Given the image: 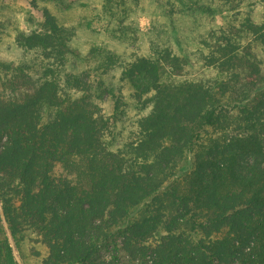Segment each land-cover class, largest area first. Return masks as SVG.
Returning <instances> with one entry per match:
<instances>
[{"label":"trees","instance_id":"trees-1","mask_svg":"<svg viewBox=\"0 0 264 264\" xmlns=\"http://www.w3.org/2000/svg\"><path fill=\"white\" fill-rule=\"evenodd\" d=\"M154 1L166 25L109 83L117 51L92 41L80 75L75 26L45 8L23 28L0 0V52L23 56L0 60V199L24 264H264V0ZM141 5L93 17L138 46ZM219 15L195 42L174 24ZM121 90L139 112L123 139L92 98L117 112ZM119 238L126 262L100 258ZM0 264H17L1 216Z\"/></svg>","mask_w":264,"mask_h":264},{"label":"rangeland","instance_id":"rangeland-1","mask_svg":"<svg viewBox=\"0 0 264 264\" xmlns=\"http://www.w3.org/2000/svg\"><path fill=\"white\" fill-rule=\"evenodd\" d=\"M3 1V5L7 7L5 13L10 15L12 19H16L17 23L23 28L26 27L27 18L29 16H32L37 21H41L42 10L45 8L50 9L54 14L59 16L64 24L75 26L77 35L72 42V47L80 57L71 55L68 64L80 75L84 73L87 60L90 59L88 47L92 41H95L97 45L105 43L104 45L117 51L120 56V63L116 68L109 72L107 76V82L109 83H116L118 81L121 69L125 63L130 61L136 55V52L140 51L141 47L153 38L155 29L158 26H164L167 23L161 14L156 13V6L158 5L154 0H142L141 12L140 10L137 12H131L123 21V25L133 24L138 30L140 41L137 44L138 46H134L124 43L122 44L109 36L111 29L117 26V22L113 20L112 22H109L111 19L104 18L101 20L93 17L94 13L101 8V0H62V4L59 6L56 5V1L54 0ZM69 4H71L70 7L68 6ZM255 9L258 16L264 10V8L259 5L255 6ZM233 13V11L230 13L224 12V15H232ZM80 23L82 26H80ZM108 24L110 25L109 27L107 26ZM174 24L177 26L180 36L184 37L185 41L195 42L194 40L199 33H202L209 28H216L222 25L223 18L221 15L215 18L207 16L198 21H194L191 18L177 16L174 20ZM255 51L258 53L260 59L263 60V64L261 65V76L264 79V53L259 48L255 49ZM22 59L23 56L18 51L3 50L0 52V60L11 61L14 64H18ZM198 70V68H195L192 71L199 73ZM263 85L264 81L263 83L261 82V86ZM121 94L127 105H121V110L117 112L115 111V101L111 95H105L103 100H99V98H95L94 96L92 98L93 102L99 107V113L101 115L109 119H113V115H116L117 119L114 120V124L111 127L112 133L119 134L121 139H123L133 129L135 121L139 117V112L134 106V99L129 96L130 93L122 91ZM122 246L123 240L122 238H119L110 246L101 248L99 256L100 258L109 259L110 257L117 255L120 261L125 263L127 255L124 253Z\"/></svg>","mask_w":264,"mask_h":264},{"label":"water","instance_id":"water-1","mask_svg":"<svg viewBox=\"0 0 264 264\" xmlns=\"http://www.w3.org/2000/svg\"><path fill=\"white\" fill-rule=\"evenodd\" d=\"M0 216H1L2 224H3V227L5 229L7 238L9 240L10 246L12 248V252H13V255L15 257L16 263L17 264H24L21 256L19 255L15 240H14L13 235L11 233L9 223L7 221V217H6V214H5L4 209H3V204H2L1 199H0Z\"/></svg>","mask_w":264,"mask_h":264}]
</instances>
